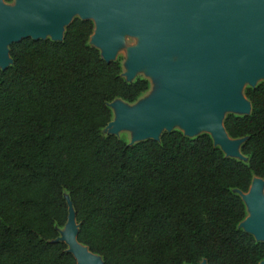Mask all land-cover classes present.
I'll list each match as a JSON object with an SVG mask.
<instances>
[{
  "label": "trees",
  "instance_id": "obj_1",
  "mask_svg": "<svg viewBox=\"0 0 264 264\" xmlns=\"http://www.w3.org/2000/svg\"><path fill=\"white\" fill-rule=\"evenodd\" d=\"M10 3L13 0H3ZM91 20L73 18L61 41L23 39L0 69V264H76L60 229L67 196L77 241L103 264H260L264 242L240 224L239 193L264 181V81L245 87L246 115L224 129L246 162L210 135L178 129L129 144L103 134L109 104L149 89L90 44Z\"/></svg>",
  "mask_w": 264,
  "mask_h": 264
},
{
  "label": "water",
  "instance_id": "obj_2",
  "mask_svg": "<svg viewBox=\"0 0 264 264\" xmlns=\"http://www.w3.org/2000/svg\"><path fill=\"white\" fill-rule=\"evenodd\" d=\"M75 15L93 22L90 44L103 52L105 62L114 61V48L126 33L141 38L130 52V72L148 66L154 76L163 73L162 90L153 99L134 109L117 107L115 120L107 125L110 135L129 130V144L158 140L183 118L184 135L206 133L225 156L241 154L243 139L227 135L223 112L249 114L250 103L239 95L241 86L248 82L254 87V80L264 77V0H14V7L0 0V69L11 63V44L27 38L61 41ZM175 55L177 63L167 69ZM263 184L255 177L247 194L239 195L247 210L240 227L264 242ZM66 202L60 240L76 264H103L77 241L75 213L68 198Z\"/></svg>",
  "mask_w": 264,
  "mask_h": 264
},
{
  "label": "rangeland",
  "instance_id": "obj_3",
  "mask_svg": "<svg viewBox=\"0 0 264 264\" xmlns=\"http://www.w3.org/2000/svg\"><path fill=\"white\" fill-rule=\"evenodd\" d=\"M5 4L7 6L13 7L14 6V0L10 3H5ZM75 17H79V16H77V15L73 16V18H75ZM140 41H141V38L138 36H131V35H128L126 33H122L120 42L114 48L113 60L120 62V65L122 68V76L126 80L133 81L136 78L147 79L149 82V89L146 93H144L142 96H140L133 103H126V102L119 100V99L111 102L109 104V108L112 111V116H113L112 121H114L116 118L117 107L119 105H123L124 107H127L128 109H134V108L144 104L145 102H148L149 100L153 99L162 90L163 73H160L159 75L154 76V75L150 74L148 66H142V67L137 68L134 72H132V73L130 72V67H129L130 62H131L130 52L139 47V45L141 43ZM100 52H101V54H103V52L101 50H100ZM178 59L179 58L177 55L173 56L170 60L169 65L166 68L167 69L171 68L173 65H175L177 63ZM261 81H264V77H258L257 79H255L254 84H257ZM249 86H250V83H248V82L243 83V86H241V89L239 91V95L241 97H244L243 91H244L245 87H249ZM229 113L237 114V115L243 114L242 112H239L237 110H229V111L226 110L223 112V118L225 117L226 114H229ZM173 129L180 130L179 128H176V127H174ZM110 132H111V129L107 126L102 130L103 134H109ZM129 132H131V131L122 130V131H119L116 134V136L118 138L124 140L127 143H131V142H133V134H132V132L131 133H129ZM199 133H201V132H198L196 134H199ZM234 158L237 160L246 162V158L243 157L241 154L235 155ZM253 181H255V177H253V179L251 181V185H252ZM245 194H247V193H245ZM260 194L264 197V195H263L264 194V184L262 186ZM241 195H243V194H241ZM65 198L67 199L66 195H65ZM64 226L60 229V238L63 236V234L65 232Z\"/></svg>",
  "mask_w": 264,
  "mask_h": 264
},
{
  "label": "bare ground",
  "instance_id": "obj_4",
  "mask_svg": "<svg viewBox=\"0 0 264 264\" xmlns=\"http://www.w3.org/2000/svg\"><path fill=\"white\" fill-rule=\"evenodd\" d=\"M13 7H14V6H13ZM114 117H115V116H114ZM182 120H183V118H182ZM182 120H181V121H176V122L173 124L174 127L179 128V129H182V125H183ZM196 128H197L198 131H204V130H206V128H204V127H202V126H197ZM206 131H207V130H206ZM129 133H131V132H129ZM263 195H264V194H263ZM79 247H80L81 249H84V247H83L82 245H80V244H79Z\"/></svg>",
  "mask_w": 264,
  "mask_h": 264
}]
</instances>
